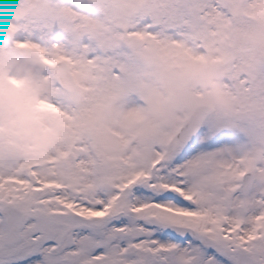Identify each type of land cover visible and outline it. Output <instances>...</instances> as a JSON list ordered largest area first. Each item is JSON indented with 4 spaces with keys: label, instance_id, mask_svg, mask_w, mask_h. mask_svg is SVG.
<instances>
[{
    "label": "rangeland",
    "instance_id": "obj_1",
    "mask_svg": "<svg viewBox=\"0 0 264 264\" xmlns=\"http://www.w3.org/2000/svg\"><path fill=\"white\" fill-rule=\"evenodd\" d=\"M110 1L113 0H0V35L11 42L5 49L10 51L11 58L17 59L14 67L21 71L17 78L14 69L6 72L8 66L0 67V71L5 70L0 73V115L3 117L0 130L4 128L6 132L4 139V132H0V144L5 140L11 149L9 154H3L5 159H0V207L8 205L25 215L21 240L11 248L3 246L7 229L0 216V264H234L242 253L257 264H264V217L257 215L253 223L249 222L256 214L251 208L259 199L256 191L264 153H248L236 158L242 165L237 167L231 189L223 185L219 192L207 190V198L215 200L213 212L201 201L196 207V197L188 193L187 182L183 178L174 179L170 173L171 169L178 170L185 165L200 141L221 144L228 126L211 125L218 107L215 98L208 94L209 84L212 79L223 80L226 86L230 85L229 93L233 95L235 86L232 85L248 76L244 70L238 74V69L250 62L248 51L259 52L264 64L261 28L264 0H201L205 4L201 15L220 14L225 20V30L220 36L222 49L210 51L207 60L198 52L202 66L196 77L203 84L202 88L190 85L192 88L183 94L181 105H173L178 101L180 89L173 81L178 97L167 94L168 76L159 73L156 84H152L150 75L123 76L114 84L115 91L123 88L125 100L123 111L116 115L110 112L114 98L108 93L99 94L100 85L106 84L98 78L99 69L103 71L104 67L94 64V59L100 53L106 54L105 58L109 59L104 64L110 66L113 63L110 57L115 55L110 53L111 43L122 53L119 58L126 59L127 54L132 60L131 68L144 69L154 59L155 67L166 68L165 51L161 46L166 49L163 47L168 37L170 43L181 42L185 33L183 30L174 32L175 36L169 33L170 19L179 13L196 15L199 0H117L114 7L109 6L111 12L107 15ZM148 7L159 17L169 19L158 22L154 32L143 33L155 38L158 51L140 40L139 30H126L133 17ZM33 16L37 20L36 27L39 23L47 28L52 25L55 37L50 42L51 47L44 42L47 39L43 31L40 36L44 41L39 43L38 40L25 42L22 31L17 30V22L22 24ZM92 21L104 23L105 28L116 24V43L107 35L100 37L103 29H99L93 36V40L99 42L94 53L82 59V52L75 51V31L92 30ZM61 35L68 38L62 48ZM86 46L87 43L82 42L80 47ZM3 58L0 63L5 62ZM60 62L66 65L75 83L73 93L60 89L51 71V67ZM100 76L103 80L104 74ZM231 80L233 82H229ZM88 98H92V104L102 105L96 116L102 117L103 123L112 122L109 126L114 134L126 129L124 136L120 135L126 146L123 158L137 145L128 140L132 135L129 133L137 132L139 138L146 139L147 134L152 137L147 131L150 129L158 135L155 144L149 147L145 143L139 157L130 161L132 168L139 166L140 170L118 185L113 182L117 174L93 179L86 174L89 168L85 164L92 153L112 156L110 139L93 131L82 138L88 151L75 152L78 147L73 143L75 134L81 125H87L86 115L80 116L77 109L81 100L86 102ZM202 105L210 108V114L201 132L190 143L180 144L176 140L177 132L187 122L190 112ZM173 106V119L168 121V111ZM133 107H137L135 117L129 121L124 116ZM155 125L158 128L153 130L151 126ZM245 132L243 135L248 137L250 133ZM171 145L174 149L169 153ZM9 160L14 164L8 169ZM79 171L84 174L80 179ZM246 173L253 175L254 184L250 194L243 197L237 190ZM84 189L93 196L82 204H67L69 198H76L73 192ZM153 220L165 226L193 229L197 238H208L213 247H203L197 240L175 244L152 226ZM58 236L62 242L55 248Z\"/></svg>",
    "mask_w": 264,
    "mask_h": 264
},
{
    "label": "bare ground",
    "instance_id": "obj_2",
    "mask_svg": "<svg viewBox=\"0 0 264 264\" xmlns=\"http://www.w3.org/2000/svg\"><path fill=\"white\" fill-rule=\"evenodd\" d=\"M116 2L117 0L110 1V4L106 8L107 15H110L111 12L109 6L114 7ZM204 7L205 4L199 0L196 15L190 13H179L177 16L170 19L171 27L169 33L174 34L173 36H175L174 32L179 30H183L185 33L182 36L181 42L170 43L169 40L171 39L168 37L169 40H166V43H164L165 47H163L166 49H162L161 46V50L165 51L163 55V64L166 65V68H160L159 66L155 67V59L153 60L154 62L150 63L144 69L141 66H136L138 69L136 67L131 68L130 66H132V60L127 58V54H125L126 59L119 58L122 57V53L118 50L117 46H112L111 43L110 47L112 50H110V53L112 55H118V57H115V55L114 57H110L113 61L110 66L104 64L105 60L109 59V57L105 58L106 54L100 53V55L94 59V64L103 65L102 67H104L103 71L99 69L98 78H100V82L104 81L106 84L100 85L99 94L108 93L115 100V104L112 106L110 112H113L116 115L121 113L125 107V100L123 101L122 98L123 88L120 87L117 91H115L117 86L114 85L116 80H120L123 76L125 78L127 75H130L132 78H136V76L138 78H142L145 77V75H147V77L150 75L153 76L150 77L152 84L157 83V76L159 73L161 76H168L169 80L166 82L169 86L166 90L167 94L171 93L175 98L178 97L177 91L173 90V81L177 82L180 89V92H178V101L173 105H181L182 96L183 94H186L188 89L192 87L195 88V86L202 88L203 84H201V81L196 77L197 74L200 73V67L202 66L201 61L202 59L207 60L210 58V51L218 52L222 49L220 36L223 35L225 30V20L222 19L223 17L220 14L201 15ZM164 20L169 19L159 17L156 12H153V9L144 8L133 17L132 22L126 27V30H139L140 33L138 34L140 36V40H143L144 42L146 41L148 45L158 51L159 44H156L154 41L155 38L145 36L143 33L147 31L154 32L157 28L158 22ZM36 21V17L33 16L27 18L22 24L21 22H17V30L22 31L25 42L38 40L39 43L44 41V37L40 36L43 31V33L46 34L45 37L47 39L44 42L50 46V42L55 37V34L51 32L53 28L52 25L47 28L44 24L39 23L36 27ZM228 21L231 22L230 20ZM93 24L94 28L87 32L79 33L77 30L75 31V51L79 50L82 52V59L87 58L90 53H94L95 47L99 42L98 40H93V36L99 29H103V33H101L102 35L99 33L100 37L107 35L110 38V41H114V43H116V35L118 33L116 24L108 26L107 28L104 27V23L100 25L93 22ZM59 40H61L60 48L68 43L67 36L65 37L61 35ZM82 42H86L87 46L84 48L80 47ZM10 44L11 42L9 40L4 38L2 40L0 39V62L3 57V60H5L4 63H0V67L2 66L3 68L8 66V70L6 72H11L12 69H14V74L18 78L21 71L19 68L14 67L16 66L17 59L11 58L10 51L5 49V46ZM113 47L115 49H113ZM4 51H6V53ZM199 51L202 52V59L198 56ZM248 53L250 62L244 63L243 66L238 69V74L244 70L247 72L246 74L248 76H245L240 83L232 85L235 86V92H233V95L229 93V90L232 88L230 85L226 86L223 80L212 79L209 84L210 87L208 94L215 98L218 107L216 116L211 125L213 124L219 128L228 126V129L224 131L225 135L221 144L214 145L206 143L204 140L200 141V143L196 146L197 149L194 150L193 155L185 162V165L183 164V166L178 170H170L174 179L183 178V180L187 182L188 193L192 194L193 198L196 197L195 206L197 207L198 203L201 201L203 205L211 210L210 212H213L215 209V207L212 206L213 202L215 203V200L210 197L207 198V190L211 188L212 191L214 190L215 192H219L221 190V186L223 185H226L228 190L231 189L236 179V171L239 166L242 165V161H236V158L248 153H264V64L262 63V58L259 52L249 50ZM130 58L132 57L130 56ZM2 71L4 72L5 70ZM2 71H0V73ZM118 71L120 73H118V76H115L114 73ZM101 73L104 74L103 80L100 76ZM130 76L129 78H131ZM98 78L97 80L99 81ZM229 82L233 81L231 80ZM190 85H192V87H190ZM133 92H131V96H133ZM135 97L136 95H134V100ZM91 99L88 98L86 102L81 100L78 105L77 113L80 116L86 115L87 125H81L78 129L79 132L75 134V140L73 143L78 146L75 149V152L85 153V151H88V148L84 145L85 143H83L82 138L86 135H90L93 131L98 132L100 136L110 139L111 142H113V148L111 149L112 156L101 157L98 153H92V158L89 162H87V164H85V167L89 168V172H86V174L92 179L98 176H104L105 174H117L115 181L113 182H116L117 184H115L118 185L122 179L127 180L128 178L136 175V173L140 170V167L133 166L134 170L130 173L132 168V166H130V161L132 162L134 159L139 157V153L142 148L141 146L147 144L150 147L155 144V142H157L158 135L157 133H153L150 129H147V131L152 137L147 134L146 139L139 138L137 132L129 133V135H132H127L129 136L128 140L130 138V141L136 142L137 145H135V147L130 151L129 156L123 158L122 155L126 146L124 145V142H122L120 135L124 136L126 129L122 128L120 131L121 133L114 134L112 132V128L109 126L112 122L106 121V123H103L105 120H103L102 117L100 119L96 116V113L100 112L102 105L97 106L96 104H92ZM136 108L137 107H133L126 112L124 116L125 119L129 121L133 120L135 117L134 110ZM174 109V106L169 109V114L167 116L168 121H172ZM2 119L3 117L0 115V124ZM150 122L152 124V121ZM235 122H237V124H234ZM151 128L155 130L158 126H151ZM2 131H5L4 128L0 130V132ZM245 131L250 133L248 137L243 135ZM4 134H6V132L2 133L3 139ZM113 139H115L117 143H114L115 140ZM7 144H9V142L7 143L5 140L2 144H0L1 160L6 158V155L3 154H9L11 150ZM81 144H83V148H81ZM162 144L163 140L161 142V145ZM141 155L139 158L140 161H142ZM230 156L233 159H229L228 157ZM13 164L14 163L9 160V162L6 163V168L9 169ZM261 165L262 170L257 185L258 189L256 191V196H258L259 199L254 201L252 205L251 209L256 214L252 216L249 221L250 223L254 222L257 215H259L260 218L264 217V160ZM126 168H128V170H126ZM78 173L77 177L79 179L82 178V175L84 174L80 173V171ZM176 174H179V177ZM90 187L93 188V186ZM113 189L116 191L117 188L114 187ZM111 191L112 189L106 193H110ZM73 193L76 198H69L67 203L68 205L73 204L74 202L77 204L85 203L88 197L93 196L92 194L88 195V189H84V191H75ZM103 194L104 193L102 192L101 195L104 196ZM63 202L64 200L61 201V203Z\"/></svg>",
    "mask_w": 264,
    "mask_h": 264
},
{
    "label": "water",
    "instance_id": "obj_3",
    "mask_svg": "<svg viewBox=\"0 0 264 264\" xmlns=\"http://www.w3.org/2000/svg\"><path fill=\"white\" fill-rule=\"evenodd\" d=\"M262 28L264 29V24L262 25ZM54 69L56 70L58 77L67 87V89L71 92L74 91L75 85L67 71V67L64 64H59L55 66ZM208 114L209 109L207 107L201 106L196 108L190 115L188 124L181 130L178 139L182 143L188 142L189 139L198 132L202 122L205 120ZM251 184L252 176H247L244 179V184L239 189L244 196L249 193ZM5 213L9 231L6 244L13 245L18 241V232L22 227L23 215L15 209L11 208H5ZM167 230L171 232L176 238L180 239H185L194 235V232L187 228L168 227ZM239 260L241 264H254L253 261H251L244 255H241Z\"/></svg>",
    "mask_w": 264,
    "mask_h": 264
}]
</instances>
